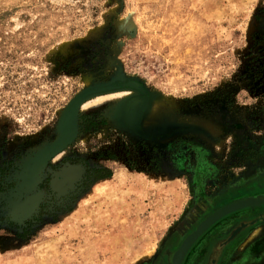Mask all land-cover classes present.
I'll use <instances>...</instances> for the list:
<instances>
[{
    "label": "rangeland",
    "instance_id": "374dc122",
    "mask_svg": "<svg viewBox=\"0 0 264 264\" xmlns=\"http://www.w3.org/2000/svg\"><path fill=\"white\" fill-rule=\"evenodd\" d=\"M127 79L146 90L149 137L115 116L134 90L96 92L32 179L70 100ZM69 166L79 175L55 190ZM263 182L264 0H0V264H166L165 248L264 197ZM262 212L220 217L182 264H207L217 239ZM263 221L219 264H264Z\"/></svg>",
    "mask_w": 264,
    "mask_h": 264
},
{
    "label": "water",
    "instance_id": "95a60500",
    "mask_svg": "<svg viewBox=\"0 0 264 264\" xmlns=\"http://www.w3.org/2000/svg\"><path fill=\"white\" fill-rule=\"evenodd\" d=\"M127 87L133 89L135 91V94L119 102L117 111H115V116L123 125L127 126L135 134L145 138L149 137V134H147L141 126L142 117L146 113L149 106V99L145 88L138 81H136L135 79H127L125 81H112L106 85L98 86L96 88L90 87L81 91L70 100L59 122L60 136L51 145L39 152L38 155L32 160L28 170L29 176H31L32 179L36 180L39 177L41 170L43 169L47 160L57 151L65 147L73 138L77 109L85 99H87L92 94H95L96 92H104L108 90ZM166 135L167 133H163L160 134V137H164ZM67 174H70L69 178H65ZM78 175L79 170L75 166L63 168L54 175L52 179V186L53 188H55V190H64L77 178ZM39 199L40 196L38 194L31 196L23 205L22 210L25 213L31 212V210H33L36 206ZM262 203H264V197L256 196L253 198H245L227 204L219 208L212 214L208 215L206 219L202 221L201 224H199L197 229L194 230L184 240L177 252L173 253L170 264H179L191 242L220 217L237 209L252 205H260ZM246 225L247 224L245 222H242L238 226L234 227L227 238H224V240L220 241L218 245L220 246L231 240ZM215 251L216 246L214 249V253ZM214 262L215 260L212 257L211 263L214 264Z\"/></svg>",
    "mask_w": 264,
    "mask_h": 264
},
{
    "label": "flooded vegetation",
    "instance_id": "af4514ba",
    "mask_svg": "<svg viewBox=\"0 0 264 264\" xmlns=\"http://www.w3.org/2000/svg\"><path fill=\"white\" fill-rule=\"evenodd\" d=\"M142 137V136H141ZM264 183V182H263ZM264 186V184H263ZM239 199H236L235 201H238ZM210 215V214H209ZM207 217V216H206ZM206 217L204 219H202L196 226L195 228L188 232L185 237L181 240V242L179 243V245L174 248V250H171V246L169 247V250H167V248H165V250L162 252V254L165 256V258H167V262L166 264H170L171 263V258L173 257V253L177 252V250L180 248V246L182 245V243L184 242V240L194 231L197 229V227L199 226V224H201L202 221H204L206 219ZM222 219V218H221ZM220 219H217L216 221H214L209 227H207L203 232H201L192 242L191 244L188 246L186 252L184 253L181 261L179 264H182L183 260L185 259V256L187 255L188 251L190 250V247H192L193 243L203 234L205 233L211 226H213L216 222H218ZM264 220V212L256 215V214H253L252 217H248L247 219H244V220H241L238 224L234 225L230 231L228 232V234H226L224 237L222 238H219L217 239L211 246V250L209 252V257H208V262L207 264H213L211 263V260H212V257L213 259L215 260L214 264H219L221 261V257L223 256L224 252L226 251V248L235 240L237 239V237L239 235H241L244 231H247V230H250L252 229L253 227H255L256 225H258L259 223H261L262 221ZM242 222H245L247 225L242 229L245 230L242 231L240 230L231 240H229L228 242H226L225 244H222V245H218V243L222 240H224V238H227V236L229 235V233L231 232V230L238 226L240 223ZM264 222V221H263ZM215 246H216V251L214 253V249H215Z\"/></svg>",
    "mask_w": 264,
    "mask_h": 264
},
{
    "label": "bare ground",
    "instance_id": "6f19581e",
    "mask_svg": "<svg viewBox=\"0 0 264 264\" xmlns=\"http://www.w3.org/2000/svg\"><path fill=\"white\" fill-rule=\"evenodd\" d=\"M133 90V89H132ZM68 177H69V175H68ZM173 263H175V262H173Z\"/></svg>",
    "mask_w": 264,
    "mask_h": 264
},
{
    "label": "trees",
    "instance_id": "16d2710c",
    "mask_svg": "<svg viewBox=\"0 0 264 264\" xmlns=\"http://www.w3.org/2000/svg\"><path fill=\"white\" fill-rule=\"evenodd\" d=\"M105 176H109V175H105Z\"/></svg>",
    "mask_w": 264,
    "mask_h": 264
}]
</instances>
